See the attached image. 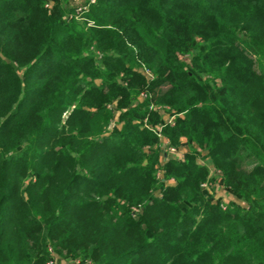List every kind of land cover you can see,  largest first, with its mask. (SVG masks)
<instances>
[{"label":"trees","instance_id":"16d2710c","mask_svg":"<svg viewBox=\"0 0 264 264\" xmlns=\"http://www.w3.org/2000/svg\"><path fill=\"white\" fill-rule=\"evenodd\" d=\"M83 6L0 0V264H264V0Z\"/></svg>","mask_w":264,"mask_h":264},{"label":"rangeland","instance_id":"374dc122","mask_svg":"<svg viewBox=\"0 0 264 264\" xmlns=\"http://www.w3.org/2000/svg\"><path fill=\"white\" fill-rule=\"evenodd\" d=\"M85 0H71V7L76 9L77 12H83L84 11V6H83V3H84ZM92 1L95 2V0H91V3H93ZM81 15H78L77 16V19L79 21H83L82 18L80 17ZM89 26H91L89 23H87ZM160 110V113L162 115H164V117L166 118V123H169L171 125H174V117L170 116V114L167 112L166 108H159ZM117 120H118V113H116V118L114 119L113 121V125H112V130L115 129V128H119L120 125L116 126V123H117ZM171 147V146H170ZM173 149H176L175 152H171L169 148L168 149V153L170 154H177L178 155V159H185V154L188 152V147L186 146H183L181 147L180 149L177 150V148L175 147H172ZM165 150H167V147L165 148ZM207 155L206 152L203 153L202 156H205ZM199 162L200 164L201 163H209V160L208 159H204V160H201L199 159ZM210 168L212 169L211 170V182H208L206 183L204 186V188L206 189L207 191V194L209 195L210 198H212V202L214 204H217V203H220L221 205V208L223 210H226L229 203H235L237 205H241L243 207H246V205L243 204V202L237 198L235 195H233L229 188H227L224 184H223V181H222V177H223V173L221 170H216L214 169L212 166H210ZM159 176L162 178V173L160 172L159 173ZM157 195L160 196V192H157ZM80 260H72V261H69V262H66L67 264H83L81 262H79ZM61 258H56V260L54 261H51L49 262L48 264H61ZM86 264V263H84Z\"/></svg>","mask_w":264,"mask_h":264},{"label":"built area","instance_id":"2783aa9c","mask_svg":"<svg viewBox=\"0 0 264 264\" xmlns=\"http://www.w3.org/2000/svg\"><path fill=\"white\" fill-rule=\"evenodd\" d=\"M92 2H94V1H92ZM170 151H171V152H175V151H176V149H173V148H171V149H170ZM180 160H182V161H183V159H181V158H180ZM204 187H205V186H204ZM54 264H55V263H54Z\"/></svg>","mask_w":264,"mask_h":264},{"label":"crops","instance_id":"0c3cea01","mask_svg":"<svg viewBox=\"0 0 264 264\" xmlns=\"http://www.w3.org/2000/svg\"><path fill=\"white\" fill-rule=\"evenodd\" d=\"M61 264H67L66 262L62 261Z\"/></svg>","mask_w":264,"mask_h":264}]
</instances>
